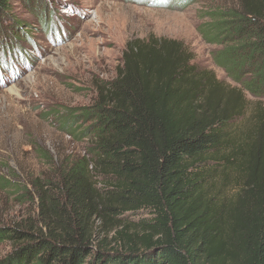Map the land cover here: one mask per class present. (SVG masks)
<instances>
[{"label":"trees","instance_id":"obj_1","mask_svg":"<svg viewBox=\"0 0 264 264\" xmlns=\"http://www.w3.org/2000/svg\"><path fill=\"white\" fill-rule=\"evenodd\" d=\"M209 16L201 34L238 86L182 41L128 42L80 110L87 153L37 186V222L0 227L15 245L0 264H264V0Z\"/></svg>","mask_w":264,"mask_h":264},{"label":"rangeland","instance_id":"obj_2","mask_svg":"<svg viewBox=\"0 0 264 264\" xmlns=\"http://www.w3.org/2000/svg\"><path fill=\"white\" fill-rule=\"evenodd\" d=\"M229 7L238 0H8L0 11V227L37 222V186L58 182L65 161L87 153L81 132L90 121L80 110L116 76L128 42L182 41L197 66L237 85L213 59L222 45L200 30L211 10ZM71 112L78 122L67 127ZM14 248L0 241V259Z\"/></svg>","mask_w":264,"mask_h":264}]
</instances>
